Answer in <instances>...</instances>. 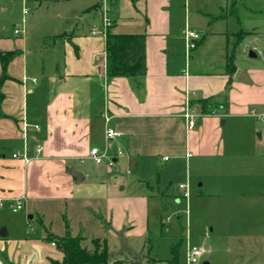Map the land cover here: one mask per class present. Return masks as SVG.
I'll return each mask as SVG.
<instances>
[{"label": "crops", "instance_id": "0c3cea01", "mask_svg": "<svg viewBox=\"0 0 264 264\" xmlns=\"http://www.w3.org/2000/svg\"><path fill=\"white\" fill-rule=\"evenodd\" d=\"M187 2L0 0V264H53L63 252L52 237L67 235L88 249L98 240L111 255L147 233L155 173L159 183L184 165L181 201L190 163L223 156L224 176H211L208 187L242 198L240 217L261 219L264 253V142L256 137L264 132V28H244L245 8L235 2L215 13L191 11ZM24 5L26 24L16 34ZM96 9L102 22H85ZM186 27L201 36L190 53ZM108 28L144 35L145 74L108 72ZM247 36L255 41L248 47L260 44L263 64L246 68L243 81ZM108 127L121 134L108 138ZM93 146L104 155L100 163L89 156ZM19 198L22 208L10 209Z\"/></svg>", "mask_w": 264, "mask_h": 264}, {"label": "rangeland", "instance_id": "374dc122", "mask_svg": "<svg viewBox=\"0 0 264 264\" xmlns=\"http://www.w3.org/2000/svg\"><path fill=\"white\" fill-rule=\"evenodd\" d=\"M231 2H235L239 9L245 8L246 14H242L244 28L254 32L264 28V20L257 14L264 12V0H188L187 6L191 11L193 8H200L215 13L219 9L218 5L225 6ZM85 16V22L89 21L90 24L102 22L101 9ZM252 38L246 37L241 48L243 53L239 54L238 64L243 71L259 65V62L263 64L260 44L256 42V49L246 45L247 41L255 42ZM251 50L256 52V57L249 56ZM260 132L256 131L257 141L263 143L264 132L263 137ZM203 167L204 173L199 170ZM178 171L170 179L161 177L159 183L156 180H159V175L154 174L155 179L150 184L154 186L156 196L150 198L149 229L138 240L119 243L118 249L109 257L111 261L121 258L124 264H149L154 260L167 262L176 253L178 264H264L262 242L257 240L262 229L261 219H255L254 216L240 217L236 209L244 203L242 198L237 195L224 196V189L218 194L208 187L211 176L221 172L224 176V156L221 160L205 162L202 167L190 163V178L186 189L188 193L181 201L176 198L183 189L179 188V184L187 183L184 165ZM226 205L233 213L224 210ZM191 244L204 245L207 250L198 262L188 260L187 250ZM89 247L93 248V245L90 244Z\"/></svg>", "mask_w": 264, "mask_h": 264}, {"label": "trees", "instance_id": "16d2710c", "mask_svg": "<svg viewBox=\"0 0 264 264\" xmlns=\"http://www.w3.org/2000/svg\"><path fill=\"white\" fill-rule=\"evenodd\" d=\"M106 66L111 75L140 76L146 72L145 38L143 34L106 32ZM241 34V35H240ZM244 33H239L241 38ZM6 55V54H5ZM55 244L63 252L61 260H53V264H110L108 247L94 240V248L88 249L82 244L81 237H52ZM136 262V261H135ZM111 264H124L122 260H114ZM133 264H141L139 262ZM149 264H178L176 253L167 262L154 260Z\"/></svg>", "mask_w": 264, "mask_h": 264}, {"label": "built area", "instance_id": "2783aa9c", "mask_svg": "<svg viewBox=\"0 0 264 264\" xmlns=\"http://www.w3.org/2000/svg\"><path fill=\"white\" fill-rule=\"evenodd\" d=\"M24 1L27 2V0H24ZM108 10H109V7H107L105 5V7H104L105 14H104V19H103L105 27H109L110 24H111V21H110L108 15H107ZM28 12H29V7L27 5H24V8H23V16H24V18H23L21 24L16 25L14 27V32L16 34H20L24 30V26L26 24L25 16H26V14ZM183 36H184V39H185V50H186L187 53H190L196 47V44H197V42H198V40L200 39L201 36L196 31L192 30L189 27H186L183 30ZM185 115H186V118H187V127L189 129L194 128V126H195V115L192 112H190V111H186ZM261 116H260L261 118H264L263 115H261ZM120 134H121V132L116 130V129H114V128L108 127L106 129V136L108 138H112V137L118 136ZM41 149H42V147L39 146L37 148V151H40ZM16 155H18V154L14 153V156H16ZM89 156L91 158H93L96 163H100L102 161V158H103L104 155L101 152L99 147L93 146L89 150ZM25 159H26V161L29 160L26 157H25ZM109 164L112 165L113 162L110 160ZM181 187H183V184H181ZM184 194L187 195L185 192H184ZM22 206H23V201H22L21 198L17 199V201L15 203H10V205H9L10 209H12L14 211L20 210L22 208ZM52 244L54 245L55 242H52ZM205 252H206V249H205L204 245L191 244V245H189L188 250H187L188 260L191 261V262H198L199 259H200V256L202 254H204Z\"/></svg>", "mask_w": 264, "mask_h": 264}, {"label": "water", "instance_id": "95a60500", "mask_svg": "<svg viewBox=\"0 0 264 264\" xmlns=\"http://www.w3.org/2000/svg\"><path fill=\"white\" fill-rule=\"evenodd\" d=\"M250 55H255V53H253L252 51L250 52ZM240 79L243 80V81H249V78L248 76L246 75V73L244 71L241 72V75H240ZM79 175V173H78ZM29 217H32V215H29ZM0 235H6V229L5 228H2V230L0 231ZM205 264H207L205 262Z\"/></svg>", "mask_w": 264, "mask_h": 264}]
</instances>
